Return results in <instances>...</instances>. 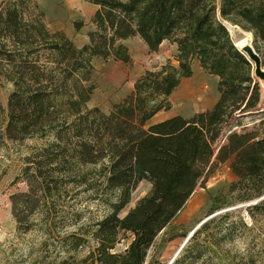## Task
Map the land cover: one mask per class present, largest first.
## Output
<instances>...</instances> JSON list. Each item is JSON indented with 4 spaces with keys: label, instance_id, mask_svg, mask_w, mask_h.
Here are the masks:
<instances>
[{
    "label": "trees",
    "instance_id": "trees-1",
    "mask_svg": "<svg viewBox=\"0 0 264 264\" xmlns=\"http://www.w3.org/2000/svg\"><path fill=\"white\" fill-rule=\"evenodd\" d=\"M31 1L0 3V77L12 85L6 106L0 101V144L53 137L26 160L29 192L12 199L20 223L18 210L39 214L35 225L48 241L63 221L75 225L62 238L66 256L58 264H163L165 245L188 235L172 234L173 221L220 165L229 164L235 181L227 195L214 198L211 214L264 197V120L251 127L245 123L264 115L260 84L225 24L251 34L256 52L264 55V0H84L97 10L82 47L50 31L41 19L28 18ZM132 38H140L151 52L164 42L176 45L177 65L146 72L109 114L88 108L95 90L93 60L129 63L124 43ZM195 61L219 79L216 104L190 118L174 116L146 128L170 109L168 98L193 75ZM142 181L151 183V191L120 217ZM68 186L76 194L90 193L109 212L81 223L79 211L71 212L64 200ZM261 208L264 199L247 211L254 218ZM233 215L225 212L205 222L173 264L201 261L212 251L206 244L218 247L220 241L216 237L223 228L212 232V226ZM234 230L227 229L228 235ZM161 234L163 244L156 251ZM124 240L126 249L116 252ZM90 242L88 255L77 260Z\"/></svg>",
    "mask_w": 264,
    "mask_h": 264
},
{
    "label": "rangeland",
    "instance_id": "rangeland-1",
    "mask_svg": "<svg viewBox=\"0 0 264 264\" xmlns=\"http://www.w3.org/2000/svg\"><path fill=\"white\" fill-rule=\"evenodd\" d=\"M2 1L4 0H0V3ZM96 10L97 6L84 0H32L28 5L27 17L41 19L50 31L62 32L76 46L82 47L89 42L88 33L94 29L92 19ZM237 29L239 30L234 31V36L230 32L234 43L236 40L241 41L244 38L243 33H247L239 27ZM251 43L253 44L254 41ZM124 44L131 56L129 63L102 58L93 60L92 84L95 90L87 104L88 108L97 107L103 113L109 114L115 105L122 103L133 93L135 83L146 72L158 71L169 62L177 65L175 61L177 49L168 42L163 43L157 52H151L140 38L129 39ZM260 57L264 72V55ZM252 65L253 76L260 84L261 95H263L262 111L264 110V79L255 75V65ZM218 80L217 77L205 71L198 61H195L193 75L183 79L168 98L170 109L159 112L147 123L146 128L174 116L190 118L198 112L212 109L219 99ZM11 92L12 85L0 77V101L4 106ZM261 120H264V115L248 121V127ZM52 140L53 137L45 139L34 137L24 142L6 141L0 144V264H58L66 256L62 252L65 245L62 238L75 227L70 219L63 221L59 225V234H55V237L48 241L45 233L40 230V224L35 225L40 220L39 214L31 213L26 209L18 210L20 220L23 222L20 223L13 209V196L29 192L28 180L31 176L25 170L27 158ZM234 181L235 176L230 171L229 164L214 168L207 180L201 181L185 208L172 223L171 227L174 228L170 231L172 234L180 236L187 232L189 235L202 221L212 215L216 217L225 212L234 213L229 220L212 226V232L223 228L216 237L220 240L218 247L206 244L212 251L206 252L197 264H264V208L254 210V218L248 214L247 208L255 205V201L229 206L211 214L214 198L227 195ZM68 188L70 192L64 200L72 206L69 208L71 212L74 209L79 211L81 223L91 224L102 219L109 212L100 200L90 198V193L76 194L71 186ZM151 189V183L142 181L133 192L131 202L120 213V217H124L134 208ZM240 220H243L247 229L241 226ZM28 227H32V230L25 232ZM229 228H235L231 235H228ZM206 235L207 233L201 235L198 242L205 244ZM163 237L164 234L159 236L156 251L162 247ZM186 238L180 236L167 243L160 261L168 264L183 246ZM127 244L126 240L122 241L115 251L123 252ZM92 245L90 242L80 249L76 259L85 258ZM57 252L61 254L57 255Z\"/></svg>",
    "mask_w": 264,
    "mask_h": 264
},
{
    "label": "water",
    "instance_id": "water-1",
    "mask_svg": "<svg viewBox=\"0 0 264 264\" xmlns=\"http://www.w3.org/2000/svg\"><path fill=\"white\" fill-rule=\"evenodd\" d=\"M229 31V29H228ZM230 32V31H229ZM251 35V34H250ZM252 37V35H251ZM253 39V37H252ZM253 41V40H252ZM234 42V41H233ZM235 44V43H234ZM235 46L237 47V45L235 44ZM238 48V47H237ZM239 49V48H238ZM240 50V49H239ZM242 54H244L247 59L249 60V62L251 64L255 65V75L260 78V79H264V72L262 71V61H261V57L260 55L256 52L253 44L251 43L250 46H247L245 48H243V50H240ZM264 199L261 198L260 200ZM260 200L255 201V204L258 203ZM215 215H212L208 218H206L204 221H202L186 238L183 246L179 249V251L176 253V255L172 258V260L168 263V264H173V262L176 260V258L178 257V255L181 253V251L183 250L184 246L187 244V242L192 238V236L194 235V233L205 223L207 222L209 219H211L212 217H214Z\"/></svg>",
    "mask_w": 264,
    "mask_h": 264
},
{
    "label": "bare ground",
    "instance_id": "bare-ground-1",
    "mask_svg": "<svg viewBox=\"0 0 264 264\" xmlns=\"http://www.w3.org/2000/svg\"><path fill=\"white\" fill-rule=\"evenodd\" d=\"M227 28L230 30L231 34L234 36V31L236 30H239L237 29V27L229 24V23H225ZM244 34V38L241 40V41H238L236 40L235 38V44L237 45V47L240 49V50H243V48L247 47V46H250L251 45V42H252V37L249 33H243ZM231 35V36H232Z\"/></svg>",
    "mask_w": 264,
    "mask_h": 264
},
{
    "label": "crops",
    "instance_id": "crops-1",
    "mask_svg": "<svg viewBox=\"0 0 264 264\" xmlns=\"http://www.w3.org/2000/svg\"><path fill=\"white\" fill-rule=\"evenodd\" d=\"M165 43V42H164ZM169 43V42H168ZM172 45V44H171ZM173 46H175L176 47V45H173ZM176 49H177V47H176ZM263 96V95H262ZM261 105H262V102H261ZM202 112H205V111H202ZM199 113V112H198ZM251 119L250 118H247L245 121V123L248 125V121H250Z\"/></svg>",
    "mask_w": 264,
    "mask_h": 264
}]
</instances>
